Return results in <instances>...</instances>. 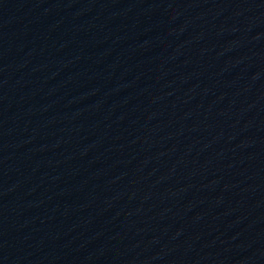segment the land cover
Instances as JSON below:
<instances>
[{"label": "water", "instance_id": "water-1", "mask_svg": "<svg viewBox=\"0 0 264 264\" xmlns=\"http://www.w3.org/2000/svg\"><path fill=\"white\" fill-rule=\"evenodd\" d=\"M0 264H264V180L174 186L0 230Z\"/></svg>", "mask_w": 264, "mask_h": 264}]
</instances>
